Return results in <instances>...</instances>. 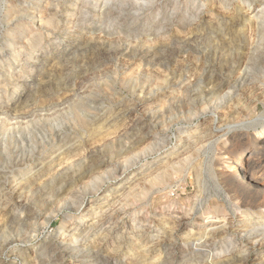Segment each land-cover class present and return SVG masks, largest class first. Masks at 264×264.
Here are the masks:
<instances>
[{"label":"rangeland","instance_id":"374dc122","mask_svg":"<svg viewBox=\"0 0 264 264\" xmlns=\"http://www.w3.org/2000/svg\"><path fill=\"white\" fill-rule=\"evenodd\" d=\"M14 1L0 0V196L14 182L30 179L27 167L34 161L52 167L31 192L16 188L6 200L16 206L13 213L4 211L5 200L0 199V264H208L248 248L243 235L217 231L202 235L208 248L197 251L192 245L200 238L197 223L208 214L241 221L240 229L254 228L263 236L264 159L254 150L264 136V95L236 108L226 101L224 112H218L215 97L226 88L211 94L216 79L209 73L199 76L206 65L217 74L218 63L231 65L230 57L218 61V38L251 37L256 24L264 22L262 2L169 0L153 13L135 11L131 5L133 14L116 21L105 17L107 10L102 13L115 0ZM47 1L52 7L59 4L57 13H30ZM250 5L256 10L248 11ZM220 15L224 22L218 24ZM14 54L22 60L15 62ZM240 69L232 71L231 84ZM135 113L138 125L131 126ZM52 130L92 151L91 159L54 178L66 145L48 142ZM145 133L150 139H142ZM183 136L199 140L192 152L178 156L175 150ZM101 160L127 170L104 181L97 177L107 170L96 168ZM246 160H255V167L245 170ZM135 180L141 181L138 186ZM59 187L64 191L55 199ZM108 202L119 214L109 223L117 222V234L106 239V226L90 227L92 218L85 215L95 212L98 219ZM180 216L186 223L174 237L171 232ZM143 236L149 240L141 245ZM233 239L238 245L231 247ZM70 245L73 251L84 249L86 259L71 254ZM249 257L248 264L256 263L264 258V249Z\"/></svg>","mask_w":264,"mask_h":264},{"label":"bare ground","instance_id":"6f19581e","mask_svg":"<svg viewBox=\"0 0 264 264\" xmlns=\"http://www.w3.org/2000/svg\"><path fill=\"white\" fill-rule=\"evenodd\" d=\"M17 1V2H16ZM40 2L42 0H39ZM251 1V0H250ZM258 2H262L264 4V0H257ZM15 5H23V0H15ZM72 2V1H71ZM169 2V0H155V1H151V0H115V4L113 6H110V5H105L104 7V10L102 11L103 14L106 13V10H107V14H105V17L107 18H110V19H113V20H120L121 16L123 14H127V15H132L133 13H131L130 11L132 10V6L131 5H135L137 8L135 11H149V13H153V11H158L164 7L165 5H167V3ZM175 2V0H174ZM241 2V1H240ZM50 1L48 2H43L42 5L39 7V8H33L32 12L30 13H35V11H39V13L41 14H46V13H49L51 10L54 12V13H57L56 11V8L59 7V4H56L55 6H51L50 5ZM177 3V2H175ZM73 4V3H71ZM250 4V3H249ZM259 4V3H258ZM134 6V7H135ZM255 5H250V7L247 8V10H251V12L255 11ZM14 12H17L15 11V8L13 9ZM18 13V12H17ZM28 13V12H27ZM199 13V12H198ZM232 13V12H231ZM51 14V12H50ZM160 14V13H158ZM229 14V13H228ZM32 16V15H31ZM163 16V15H162ZM52 17V16H51ZM224 15H220L219 16V19H218V24H221L223 23L224 21L221 20L223 19ZM230 17V16H229ZM261 17H264V14L261 15ZM16 18V17H15ZM238 18V17H237ZM12 19V17H11ZM124 19V18H123ZM121 21V20H120ZM165 22V21H164ZM163 22V24H164ZM187 23V22H186ZM171 24V23H170ZM118 26V25H117ZM71 28V26H70ZM253 29V28H252ZM247 32V31H246ZM253 35H251V37L247 38L245 35H242V36H239L238 38H229V39H220L218 38V45H222V47L218 48V61L221 59H225V58H228L230 57L231 59V65L227 66V67H223L221 65H219L220 63H218V74H217V71L215 72L211 67V65H206L205 67L202 68L201 70V73L199 74L200 75H207V73H209V76H213L216 81L213 83V86L210 87V93L211 94H214L216 91H220V90H224V88H226V90L221 93V94H218V93H215V94H218L216 95V101H217V106H218V112H222L223 111V107L225 105V102H231L232 101V104L234 105V108L236 107H239L240 105H247L251 102H253L254 100H259L260 98H263L262 96L264 95V22H261L260 24L257 23L255 28H254V32H252ZM218 35V34H217ZM235 37V36H234ZM174 41V40H173ZM69 43H67L65 45L64 48H62L63 50L67 49V47H69ZM53 45V44H52ZM173 45V44H172ZM43 47V46H42ZM176 47V46H175ZM182 47V46H181ZM141 48V47H140ZM163 48V46H162ZM161 48V49H162ZM174 49V48H173ZM182 49V48H181ZM14 50V49H13ZM42 50V49H41ZM216 51V50H215ZM140 52V51H139ZM175 53V52H174ZM13 58H16L15 59V62H18V61H21L22 58H19L17 55H12ZM227 61V60H226ZM185 63V62H184ZM230 64V63H229ZM200 66V65H199ZM238 67H240V72L237 74L235 80L236 82L234 84H231L230 81H228V78L232 75V71H234L235 69H237ZM24 68V67H23ZM30 71V70H29ZM38 72V71H37ZM136 76V75H135ZM186 77V76H185ZM184 78V77H183ZM10 79V77H9ZM8 79V80H9ZM135 79V78H134ZM177 79V78H176ZM11 80V79H10ZM143 80V79H142ZM145 81V80H144ZM135 82V81H134ZM142 83V82H141ZM188 83V82H187ZM193 84V83H192ZM258 84H261L263 85L262 87H259ZM32 85V84H31ZM166 85V84H165ZM7 87V86H6ZM176 87V86H175ZM81 88V87H80ZM76 89V88H75ZM5 90V89H4ZM18 90H14V92H16ZM142 91V90H141ZM3 92V91H2ZM17 93V92H16ZM80 93V92H79ZM153 93V92H152ZM151 93V94H152ZM7 94V93H6ZM72 94V93H71ZM78 94V93H77ZM75 95V94H74ZM82 95V94H81ZM5 96V95H4ZM72 96V95H71ZM145 97V96H144ZM76 98V97H75ZM74 98V99H75ZM148 98V97H146ZM145 98V99H146ZM210 98V97H209ZM11 99V98H10ZM78 99V98H76ZM134 99V98H133ZM85 100V99H84ZM139 100V99H138ZM86 101V100H85ZM142 101V100H141ZM2 102V101H0ZM64 104V103H63ZM252 104V103H251ZM59 105V103H58ZM132 105V104H131ZM137 105V104H136ZM250 105V104H249ZM8 106V105H7ZM6 106V107H7ZM53 106V105H52ZM84 106V105H83ZM90 106V105H89ZM143 106V105H141ZM203 106V105H202ZM253 106V105H252ZM258 106V105H257ZM5 106H3L4 108ZM48 107V106H47ZM46 107V108H47ZM66 107V106H65ZM96 107V106H95ZM241 107V106H240ZM2 108V109H3ZM227 108V107H226ZM251 108V107H250ZM255 108V106H254ZM1 109V110H2ZM58 109V108H57ZM233 109V108H232ZM253 109V108H252ZM6 110V108H5ZM4 110V113L6 112ZM133 110V109H132ZM206 111V110H205ZM132 112V111H131ZM224 112V111H223ZM222 112V113H223ZM48 113V111H47ZM116 113V112H115ZM2 114V113H1ZM45 114V113H43ZM54 114V113H53ZM68 114V113H67ZM202 114V113H201ZM7 115V114H6ZM42 115V114H41ZM52 115V114H51ZM57 115V114H56ZM120 115V114H119ZM23 116V115H22ZM21 116V117H22ZM46 116V115H45ZM230 116V115H229ZM131 117V116H130ZM236 117V116H235ZM194 118V117H193ZM191 119V117H190ZM237 119V118H235ZM30 120V118H29ZM28 120V121H29ZM51 120H52V117H51ZM132 125H138V119H137V116H136V113L132 115ZM135 120V121H134ZM238 120V119H237ZM11 121V120H10ZM236 121V120H235ZM246 121V120H245ZM43 122V121H42ZM141 122V121H140ZM221 122V121H220ZM9 123V121H8ZM29 123V122H28ZM27 123V124H28ZM35 123V122H33ZM46 123V122H45ZM48 123V122H47ZM53 123V121H52ZM6 124V123H5ZM15 124V123H14ZM13 125V124H12ZM22 125V124H21ZM8 126V124L6 125ZM24 126V125H22ZM27 126V125H26ZM52 126V124H51ZM28 127V126H27ZM35 127V126H34ZM43 127V126H42ZM41 127V128H42ZM55 127V126H54ZM52 126L51 129L54 128ZM128 127V126H127ZM220 127V126H219ZM10 128V126H9ZM12 128V127H11ZM33 128V127H32ZM30 128V129H32ZM123 128V127H122ZM99 129H102V126L99 127ZM10 130V129H8ZM14 130V129H13ZM11 130V131H13ZM22 130V129H21ZM27 130V129H26ZM38 130V129H37ZM203 130V129H202ZM36 131V130H35ZM41 131V130H40ZM125 131V130H124ZM205 131V130H204ZM6 132V131H5ZM17 132V131H16ZM22 132V131H21ZM52 132L54 133L53 134V137H51L50 139H48V142L51 143L53 140H57L58 142H65L64 145H66V149L62 152L61 154V157L59 160H61V163H59L58 165V168L54 171V175L52 173V175L54 176V178L56 176H58L59 174H62L61 172L64 171V170H68L74 166H79V167H82V164L83 163H86L89 161V159H91V157L93 156V154L91 153L92 151L88 150V149H81V145L78 143V141H70V142H67V136L68 135H60L59 132L57 130H52ZM25 133V132H24ZM206 136H208V131L206 132ZM219 133V132H218ZM5 134V133H4ZM20 134V133H19ZM26 134V133H25ZM24 134V135H25ZM35 134V132H34ZM37 134V133H36ZM35 134V135H36ZM199 134V133H198ZM204 134V133H202ZM216 134V133H215ZM264 134V132H263ZM22 135V134H21ZM184 135V134H183ZM32 136V135H31ZM205 136V135H204ZM205 136V137H206ZM23 137V136H22ZM150 135L148 133H145L144 136L142 137V139L144 138H149ZM25 138V137H24ZM33 138V137H32ZM201 138V137H199ZM208 138V137H207ZM67 139V140H66ZM76 139V138H75ZM150 139V138H149ZM181 140H179V144L177 146V149L175 150L178 151L176 152L179 156V154H187L189 153L191 150H192V145L194 144V142H198L199 139H191L192 141L186 139V136H183V137H180ZM204 139V138H202ZM30 140H31V137H30ZM28 140V141H30ZM108 140V139H107ZM7 141V140H6ZM34 141V140H33ZM36 142V141H35ZM67 142V143H66ZM41 143V142H40ZM86 143V142H85ZM47 144V143H46ZM153 144V143H151ZM157 144V143H156ZM196 144V143H195ZM161 145V144H160ZM257 147L256 149L254 150L255 152V155L259 158H263L264 159V136L262 137V140L260 142H258L257 144ZM11 146V145H10ZM149 146V145H148ZM147 147V146H146ZM162 147V146H161ZM133 148V147H132ZM145 148V147H144ZM149 148V147H148ZM153 148V147H151ZM155 148V147H154ZM140 149V148H139ZM33 150V149H32ZM145 149H143L142 151H144ZM153 150V149H152ZM147 151V150H145ZM144 151V152H145ZM33 152V151H32ZM144 152H141L144 153ZM192 152V151H191ZM150 153V152H149ZM148 153V154H149ZM227 153V152H226ZM138 154L140 155V150L138 152ZM147 154V153H146ZM145 154V155H146ZM194 154V152H193ZM171 153H168L167 156H170ZM183 155V154H182ZM188 156H191V154H189ZM254 156V157H256ZM142 157V156H141ZM225 157V156H224ZM94 158V157H93ZM28 159V158H27ZM26 159V160H27ZM38 159V158H37ZM201 159V158H200ZM249 159V158H248ZM252 159V158H251ZM135 160V159H133ZM138 160V159H137ZM168 160V159H167ZM234 160V159H233ZM97 161V160H96ZM117 161V160H116ZM255 161V160H254ZM254 161L253 160H249V161H244V167L245 170L249 171L250 168L253 169V167H255V164H254ZM263 161V160H262ZM156 162V161H155ZM21 163V162H20ZM120 163V162H119ZM125 163V162H124ZM127 163V162H126ZM131 163V162H130ZM165 163V162H163ZM242 163V162H241ZM259 163V162H258ZM56 164V163H55ZM161 165H163L162 163H160ZM96 168L97 169H100V168H107V170H103L101 173H97V177L99 176L100 178H102V180H104V178L106 180H109L111 178H114L115 176H118L122 173H124V171L127 170V166H120V164L116 163V162H112V161H106V160H101V161H98L96 163ZM166 166H167V163H166ZM165 166V167H166ZM262 166V165H261ZM52 167V164H49V163H46L45 161L43 160H40V161H37L35 163H32L30 166H28V172L30 173V179L28 181H22V180H19V181H16L14 182L12 185L11 188L7 189L6 192H4L2 194V196H0V199L2 200H5V203H3L2 205H4L3 208L5 212H8V213H13L14 211L17 210L16 206L14 205L13 202L11 201H6L7 199L10 200V198H12L13 196V193L17 189H27L26 192H31V188L33 186V184L37 183L38 180H42L47 171L49 169H51ZM260 167V166H259ZM56 168V167H55ZM95 168V169H96ZM167 168V167H166ZM235 168V167H234ZM232 169V172L229 174V176L232 177L233 173V170L235 169ZM53 169V168H52ZM91 167L86 170L84 172L83 175H87L88 173L91 172ZM170 170V169H169ZM229 170V169H228ZM200 170H198L196 168L195 172H196V175L197 177H199V172ZM51 172V170H50ZM100 172V171H98ZM147 172V171H146ZM149 172V171H148ZM155 172V171H154ZM28 173V174H29ZM157 174V173H156ZM159 174V173H158ZM245 174V173H243ZM151 175V174H150ZM235 176V175H234ZM98 177V178H99ZM145 177V176H144ZM153 177V176H152ZM0 178H2L0 176ZM96 178V177H95ZM130 178V177H129ZM138 178V177H137ZM200 178V177H199ZM77 179V180H76ZM75 180L78 181L80 179V176H77ZM89 179V178H88ZM148 179V177L146 178ZM46 180V179H45ZM51 180V179H50ZM142 180V179H140ZM167 180V179H166ZM105 181V180H104ZM145 181V180H143ZM142 181V182H143ZM135 184L138 182V181H134ZM141 182V181H139ZM138 182V183H139ZM146 183V181H145ZM252 183V182H251ZM255 183V182H254ZM252 183V185L254 184ZM41 184V183H40ZM99 184L101 185L102 183L99 182ZM95 185V187L92 189L93 191H96L100 185ZM258 184V183H256ZM10 185V184H9ZM137 185V184H136ZM144 185V183H143ZM154 185V184H153ZM251 185V184H250ZM255 185V184H254ZM81 186V185H80ZM128 186V185H127ZM133 186V185H132ZM138 186V185H137ZM134 187V186H133ZM143 187V186H142ZM256 187V186H255ZM82 189V187H81ZM128 189H132L131 186L128 188ZM134 189V188H133ZM139 189V188H138ZM35 190V189H34ZM77 190V189H76ZM91 190V191H92ZM64 191V188L63 187H59L58 190L53 194V197L55 196V199L58 195H60L62 192ZM132 191V190H131ZM166 191V190H165ZM83 192V191H82ZM90 192V190H89ZM124 192V191H123ZM122 192V193H123ZM130 193V192H129ZM79 194V193H78ZM132 194V193H130ZM16 195V193H15ZM74 195V194H73ZM79 196V195H78ZM82 196V195H81ZM106 196V194L104 195ZM133 196V194H132ZM3 197V198H2ZM48 197H46L47 199ZM68 198V197H67ZM69 199V198H68ZM67 199V200H68ZM74 199V198H73ZM73 199H71L73 201ZM12 200V199H11ZM106 200V199H105ZM51 201V199H50ZM70 201V200H69ZM76 201V200H75ZM166 201V200H165ZM49 202V201H48ZM56 202V201H55ZM160 202V201H159ZM162 202V201H161ZM110 203V202H108ZM163 203V202H162ZM216 203V202H215ZM67 204V203H66ZM161 204V203H160ZM160 204H157V205H160ZM166 204V203H165ZM168 204V202H167ZM59 205V203H58ZM68 205V204H67ZM66 205V207H67ZM170 205V204H169ZM73 206V205H72ZM106 208L103 210L102 214L99 215V218L96 219L97 216H95V212H86V215L85 217H91L92 219V223L90 224V227H94L96 225H98L97 223H100L99 225L102 227V226H106V229L105 232H104V235H102L103 237H109L110 235H116L117 234V230H118V227H117V222L109 227V223L111 221V218H113L112 216L115 214H119L118 211L119 209H113L115 206V204L113 202H111L110 204H105ZM161 206V205H160ZM217 206V205H216ZM61 207V206H60ZM63 207V205H62ZM117 207V206H116ZM115 207V208H116ZM119 207V206H118ZM219 207V206H218ZM216 207V208H218ZM42 208V207H40ZM49 208V207H48ZM59 208V207H58ZM87 208V207H86ZM98 209V208H96ZM95 209V210H96ZM101 209V208H100ZM109 210H111V213L109 214ZM4 212V213H5ZM99 212V211H98ZM92 213V214H90ZM122 213V212H121ZM179 213V212H178ZM11 215V214H10ZM123 215V214H122ZM121 215V216H122ZM125 215V214H124ZM123 215V216H124ZM179 215V214H178ZM253 216V214L249 215L248 216V219H251ZM124 218V217H123ZM186 217L184 216H180L177 221L175 220L174 222V227L172 229V234L174 237L176 236H179L181 233H183V228H184V225L186 223ZM127 219V218H126ZM170 219V218H169ZM10 220V219H9ZM252 220V219H251ZM146 221V220H145ZM241 221H233L232 219L230 218H226L225 215L222 216V218H219V216H211L210 214H208V216H205L203 217V221L202 222H198V233L200 235V238L196 241V243L192 244L195 249L198 251V250H202L203 248H208V245L207 243H205V239H203V236L202 235H205V238L206 236L209 234V235H215L217 234V231L218 233H221L222 235H225V236H229L230 233L232 232H236V234H240L243 235V238L246 240V244L249 243V246L247 249L245 250H242L243 252L239 253V252H231V253H228L224 256H218V260L214 261V262H210L208 264H248V261H249V256H250V253L252 252H263V249H264V234L262 237H260V234L257 232L254 231V228H247L245 230L243 229H240V223ZM252 222V221H251ZM134 221L132 222L131 226H134ZM168 223V222H167ZM203 223V226L202 228H204V232L201 231V228L199 226V224ZM249 223V222H248ZM21 224V223H20ZM124 226V225H123ZM128 226V225H127ZM246 226V225H244ZM243 226V227H244ZM249 226V225H248ZM247 226V227H248ZM19 227V226H18ZM107 227H109L107 229ZM250 227V226H249ZM253 227V226H252ZM125 228V227H124ZM123 228V229H124ZM166 228V227H165ZM89 229V228H88ZM143 229V228H142ZM158 229V228H157ZM146 232V231H145ZM169 232V231H168ZM264 232V230H263ZM87 234V233H86ZM100 234V233H99ZM165 234V233H164ZM184 234H188L190 235L189 233H184ZM121 235H123V233H121ZM262 235V234H261ZM64 236V235H63ZM69 236V235H68ZM113 236V237H114ZM125 236V235H124ZM145 236V235H144ZM140 237V242L139 244L141 243V245H144L145 242H147L149 240V238H146L145 237ZM150 236V235H149ZM148 236V237H149ZM164 236V235H162ZM186 236V235H185ZM183 236V237H185ZM237 236V235H236ZM71 237V236H70ZM139 237V236H138ZM159 237V236H158ZM157 237V238H158ZM161 237V236H160ZM159 237V238H160ZM102 238V237H101ZM128 238V237H127ZM163 238V237H162ZM187 240L188 239V236L185 237ZM69 239V238H68ZM67 239V240H68ZM107 239V238H106ZM112 239V238H111ZM124 239V238H123ZM129 239V238H128ZM132 239V238H131ZM135 239V238H134ZM235 239V238H234ZM234 239L231 241L232 243L230 244L231 247L233 246H236L237 242L235 241L234 242ZM63 239H61L62 241ZM64 240L65 237H64ZM130 240V239H129ZM139 240V239H138ZM243 240V241H245ZM70 242H76V240H72L71 238L69 239ZM68 241V242H69ZM113 241V240H112ZM117 241V240H115ZM125 241V240H123ZM132 241V240H131ZM175 241V240H174ZM200 241V242H199ZM230 241V240H229ZM56 242V241H55ZM63 242V241H62ZM61 242V243H62ZM69 242V243H70ZM134 242V241H133ZM161 242V240H160ZM67 243V242H65ZM68 243V244H69ZM116 243V242H115ZM114 243V245H115ZM136 243V242H135ZM133 243V244H135ZM138 243V242H137ZM136 243V244H137ZM77 244V243H76ZM102 244V243H101ZM119 244V243H118ZM138 244V245H139ZM40 245V244H39ZM72 245V244H71ZM71 248H69L70 250L69 251H72L71 254H74L76 255V257H82V258H85L86 259V256L88 254H85L84 252V249L83 250H77V251H73L74 250V247L71 246ZM156 243H152L150 247H153L155 246ZM238 245V244H237ZM119 246V245H117ZM186 246V245H185ZM69 247V246H68ZM241 247V246H240ZM140 248V246H139ZM187 248V247H186ZM68 249V248H66ZM65 249V250H66ZM76 249V248H75ZM194 249V248H193ZM243 249V248H242ZM86 250V249H85ZM187 251V249H185ZM68 251V250H67ZM171 251V249H170ZM162 252V251H161ZM164 253V252H163ZM69 254V253H68ZM70 254V255H71ZM94 254V253H93ZM162 254V253H161ZM163 255V254H162ZM194 255V254H193ZM193 255H191V257H193ZM90 256V255H89ZM154 257V256H153ZM190 257V258H191ZM79 259V258H78ZM257 262L254 263V264H264V258L260 259V258H257ZM58 261V260H57ZM169 261V260H168ZM57 263V262H56ZM165 264V263H164ZM207 264V263H205Z\"/></svg>","mask_w":264,"mask_h":264}]
</instances>
